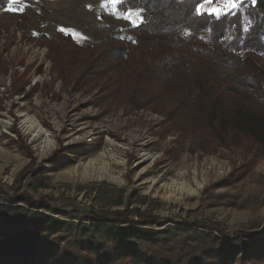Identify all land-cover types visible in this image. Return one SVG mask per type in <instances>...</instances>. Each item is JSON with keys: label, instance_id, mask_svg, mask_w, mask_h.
I'll return each instance as SVG.
<instances>
[{"label": "rangeland", "instance_id": "1", "mask_svg": "<svg viewBox=\"0 0 264 264\" xmlns=\"http://www.w3.org/2000/svg\"><path fill=\"white\" fill-rule=\"evenodd\" d=\"M9 2L0 6V186L47 205L14 204L3 192L0 204L81 225L92 224L89 211L136 208L156 222L101 224L171 227L188 243L172 257L264 237L260 143L234 130L213 138L192 124L193 113L165 119L173 92L148 93L142 99L151 102L132 109L117 92L121 84L111 91L89 80L81 53L47 43L61 35L86 44L107 36L135 41L129 21L102 7L104 0H24L22 13L7 11ZM253 58L264 69V58Z\"/></svg>", "mask_w": 264, "mask_h": 264}, {"label": "trees", "instance_id": "2", "mask_svg": "<svg viewBox=\"0 0 264 264\" xmlns=\"http://www.w3.org/2000/svg\"><path fill=\"white\" fill-rule=\"evenodd\" d=\"M8 2L0 0V6ZM197 3L125 0L119 5L123 11L142 9L144 22L133 29L135 41L107 36L86 44L61 35L62 42L47 43L81 53L89 80H103L111 91L121 84L117 92L132 109L151 102L142 99L148 93L173 92L175 104L165 119L193 113L192 124L213 138L225 140L226 131L234 130L264 147V69L253 58H264V0L254 4L243 0L238 9L219 18L197 15ZM5 188L0 186V192L12 197L11 188ZM12 198L14 204L22 199L32 209L47 205L46 199L27 195ZM86 216L92 224L0 204V264H264V237L225 241L218 247L202 245L195 256L172 257L169 252L188 243L173 236L171 227L101 224L110 219L114 224L130 220L146 225L155 223L156 217L136 208L89 211ZM51 227L56 228L54 233ZM134 231L144 235L137 237Z\"/></svg>", "mask_w": 264, "mask_h": 264}, {"label": "snow or ice", "instance_id": "3", "mask_svg": "<svg viewBox=\"0 0 264 264\" xmlns=\"http://www.w3.org/2000/svg\"><path fill=\"white\" fill-rule=\"evenodd\" d=\"M252 2L254 4L256 0H252ZM124 3L125 0H104L101 6L108 8L113 15L129 21L134 27H138L144 22L143 16L141 15L142 9H137L135 11L128 9L126 12H120L118 10V5H123ZM242 3L243 0H198L195 12L197 15L207 13L210 16L214 15L219 18L222 14L238 9ZM17 5H19L18 8L16 7ZM27 7L28 5L24 3V0H10L6 10L22 13ZM88 7L90 8L91 5ZM65 30L66 29H61V31ZM77 35H79V33H77Z\"/></svg>", "mask_w": 264, "mask_h": 264}, {"label": "bare ground", "instance_id": "4", "mask_svg": "<svg viewBox=\"0 0 264 264\" xmlns=\"http://www.w3.org/2000/svg\"><path fill=\"white\" fill-rule=\"evenodd\" d=\"M35 131H36V130H35ZM39 132H40V131H39ZM36 133H37V132H36ZM33 136H36V135H33ZM49 144H50V143H49ZM45 148H46V147H45ZM41 149H42V148H41ZM47 149H48V148H47ZM42 151H43V150H42ZM42 151H41V152H42ZM41 152H40V153H41ZM42 154H43V153H42Z\"/></svg>", "mask_w": 264, "mask_h": 264}]
</instances>
